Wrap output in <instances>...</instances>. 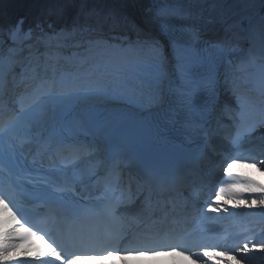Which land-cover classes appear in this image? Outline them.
Wrapping results in <instances>:
<instances>
[{
	"label": "bare ground",
	"instance_id": "obj_1",
	"mask_svg": "<svg viewBox=\"0 0 264 264\" xmlns=\"http://www.w3.org/2000/svg\"><path fill=\"white\" fill-rule=\"evenodd\" d=\"M126 1L128 2V0ZM134 1L137 2L136 4H138V7H137L138 13L144 14L145 17H147L148 19H153L148 13L150 9L149 0H134ZM209 1L200 0L201 4L199 6L202 7V14H203V18L201 19V22L203 23V28H204V29H201V31L203 34L209 35V37L211 38L214 37L216 40L208 44L206 47V56L208 60L205 59L204 55H201L198 58L201 61L200 63H199V60L196 59V62L198 64H201L205 68L200 71L201 79H204L206 77L205 80H201V84L203 83L204 84L199 86V89L205 91L201 95H205V93H209V94L212 93V89H208V86H210V84L208 83L218 81L225 77L228 78V80L230 81H234L235 83L241 81V78H234L230 76L229 74L230 72H224V71L218 72L217 69H218V66L220 65L222 56L224 54L225 46H227V40L229 42L231 40L235 41L234 37L235 36L237 37V34L238 35L241 34V30L239 29V23H238L239 19L243 18L249 12L254 10L256 0H209ZM188 4L189 6H191V3H188ZM53 5H59L60 7L61 6L65 7V10L64 8L60 9L58 6L54 7ZM75 5L81 7V3L78 1H76ZM51 8H53V11L56 14V17L54 19V22L56 24L68 23L73 18V14H71L69 17H66L69 20L61 18L63 14L68 16L71 13L70 10H67L71 8L67 0H53V1L31 0L30 3H28L27 0H0V21L3 19V21H1L2 23H0V33H2L5 30L2 24L5 25V28L6 26L7 28L9 27L14 28L17 25L18 20H20L21 17H26L27 18L26 24L30 25V24H33L34 18L40 17L43 13L48 12V10H50ZM119 12L122 15L126 14L123 11H119ZM102 13H105V12H102ZM142 14H139V17H141L142 22H145L144 28L150 29L152 26L151 22H147V20H145ZM117 17L119 21H121L120 19L121 16L117 15ZM103 19H107V15L106 16L104 15ZM163 23L164 25H166V30L170 31L171 33L177 34L178 32L177 26H179V23H175V21L173 20H167L166 22H163ZM227 23L234 25L229 30V31L235 30L233 31L234 32L233 38L231 36L226 35V30L228 29V27H226L225 25ZM90 25L93 26V23H90ZM243 33L244 35L245 34L247 35L248 32L246 33V31L244 30ZM4 42L5 41H0V44ZM212 45H218L219 47H212ZM97 48L98 47H92L91 50H94ZM66 59L67 60L64 61V66H63L64 70L62 71H66L68 70V68L69 69L73 68L71 58H66ZM68 61H70V63ZM18 62L19 61L17 59V61H15V64H18ZM209 62L213 65L214 68H216V70L214 69L213 71H210V72L207 71L210 67ZM27 64H28V61L25 64H23L22 68L18 71V73L19 72H29L30 69L26 68ZM133 64H136V63H131L129 66L125 68V74H121V71H120V75L113 74L111 77H109L108 84L103 85V87L118 91L120 94H123V98L125 99H131V98L135 99L136 98L138 100H141V99L146 100L144 97L147 94L148 90L150 89L154 81V77H153L154 75L146 70L144 63H141L139 64L138 68H131V72L135 74V77H139V79L134 78V76L131 75L129 72V68ZM107 70L109 69L107 68ZM130 75L132 77V81L133 79H136L137 83H131V84L128 83L127 79ZM250 81L255 84L264 85V83H262V77H259L258 79L256 78L250 79ZM129 85H132V87H129ZM162 91L163 90L159 88V93L157 94L155 93L156 97L159 94H161ZM79 97H83V96L76 95L73 97V99L76 100ZM54 100H60V99L58 96H56ZM146 101L149 102L148 100ZM151 102L153 103V101ZM188 103L192 104L194 107L199 106V104L196 102H188ZM154 106L155 105H153V107ZM208 106L209 105L206 103V107ZM242 167H243L242 169H244L245 171H250V173H253V175L258 176L259 178L264 180V167L263 166L261 167L242 166ZM184 188L187 190L189 189L190 191L191 185L185 186ZM250 191L256 192L257 194L263 193L262 189L249 190V192ZM183 195H186L185 190L183 191ZM223 196H225V200L227 202H230V201L232 202L233 200L234 202H239L236 195L231 194V192L230 193L226 192ZM233 196H235L236 198L235 199L232 198ZM261 200H264V198L259 199L257 201L261 203L260 202ZM179 203H182V202H179ZM255 203H256V199H253V198L247 199L246 205H245L247 208H245V206L243 208H245L246 210H252L253 209L252 205L254 206Z\"/></svg>",
	"mask_w": 264,
	"mask_h": 264
},
{
	"label": "snow or ice",
	"instance_id": "obj_2",
	"mask_svg": "<svg viewBox=\"0 0 264 264\" xmlns=\"http://www.w3.org/2000/svg\"><path fill=\"white\" fill-rule=\"evenodd\" d=\"M22 21L19 22L10 32V37L15 42L18 35H23L25 39L31 38L32 30L29 29L27 33H23L22 30ZM51 27V25H49ZM37 28H41L38 24ZM41 32L43 33V29L41 28ZM52 35H58V33H53ZM49 36L47 33H43L41 36L38 37L40 40H44ZM101 41H90V49L92 47H99ZM142 47H146L151 54L154 63L151 64V67L156 71L160 72L161 68L160 65L162 64V53L159 45L155 42H146L145 45ZM212 47H219L218 45H212ZM179 55V52H178ZM108 63H111L109 61ZM121 64H113V66L109 69L113 74L120 75L121 71ZM139 64H133L129 68V72L134 78L139 79V77H135V74L131 72V68H138ZM187 71V69H185ZM262 83H264V78H262ZM132 87V85H129ZM234 87H237L234 85ZM55 92L53 90H49L47 97L40 101V104H46L51 99L54 98ZM238 103V115L236 117V133L234 137L231 139L232 145L235 147H239L240 142L242 141L243 137L254 131L256 128L264 127V101H261L258 105H250L249 101L244 96L237 97ZM255 108V111H253ZM231 162H228V160ZM238 157H226L225 164H224V172L227 176L231 177L233 173V168L237 164ZM261 163H264L262 161ZM244 185L241 184H226L225 186H221L218 188V191H214L213 195L215 196V200L213 203L219 202L220 198L226 192H232L237 188L243 187ZM247 186L252 188H258L259 185L254 184L251 181L247 182ZM119 186H105L103 188V195L105 197L103 204L98 205L95 208H89L88 206L84 207H72V208H65L63 212L71 217H81L89 213H99L106 216H114L115 209L112 206L111 200L109 195L112 198L116 196V191L118 190ZM264 190V189H262ZM232 198H236L233 196ZM5 197L2 193H0V204L3 205L4 211H11L8 208V204L5 203ZM261 204H264V200L260 201ZM213 211H218V208L211 209ZM226 210V209H225ZM7 228V230H5ZM21 231L23 235H21ZM51 238V237H50ZM119 235L115 237L118 240ZM55 244V246H53ZM25 248V255L32 256L35 260L41 261L42 264H50L49 260H46V257H50L55 261H59L60 264H78V261L86 258H93L91 255H84L80 253H74L69 251V249L65 246V243L62 239L56 238L53 239L52 243H49L48 240L45 239V236L42 234H38L37 231H32L31 228H27L24 224L20 223L19 219H16L15 214H13V218L11 222H5L0 219V262L4 261L5 258L8 256L9 253H18V251L24 247ZM59 249V250H58ZM257 249V245L253 244L252 247H249V243H243V247H237V251L241 252L242 255L240 260H243L247 257V253ZM175 251V248L172 249ZM259 251L264 252V243H261L258 248ZM64 253V255H62ZM107 255H112L113 251L111 249L106 250ZM104 253H100L101 258ZM221 253H217L214 251H209L205 249L203 251V256L207 257L209 260H215ZM233 260H236V257H232ZM240 260L236 261V264H240Z\"/></svg>",
	"mask_w": 264,
	"mask_h": 264
},
{
	"label": "rangeland",
	"instance_id": "obj_3",
	"mask_svg": "<svg viewBox=\"0 0 264 264\" xmlns=\"http://www.w3.org/2000/svg\"><path fill=\"white\" fill-rule=\"evenodd\" d=\"M49 1H53V0H49ZM67 1L69 2V6L71 7L67 10H70L71 13L68 16L63 14L61 18L68 19L66 17H69L71 14H73V18L71 19V21H74V19L77 16H82V18H84V22H87V20L93 22L97 20L98 22H100L104 20L103 16L107 15L106 20H109V22H111V25L113 23L114 25L118 26V24L124 23L126 21L128 22L129 17H131L133 21L142 20L141 17H139V14L142 13H138L137 10L138 4H136L137 2H135L134 0H128V2L126 0H67ZM76 1L81 3L80 8H78V6L75 5ZM199 1L200 0H198V2ZM53 6L54 7L58 6L60 9L64 8L65 10V7L62 6L60 7L59 5H53ZM78 9L81 10L80 13ZM119 11H123L126 14L122 15ZM190 13L191 14L195 13L197 15L199 11L197 7H195L194 11L192 10ZM44 14H52V16H55L53 8L48 10V12L43 13V15ZM117 15L121 16L120 17L121 21H119ZM142 15L144 16L145 20H149L147 17H145L144 14ZM198 15L201 16L202 14L199 13ZM1 21H3V19ZM238 23H239V29H241V34H239L241 35V38L238 39L236 42H242L245 44L246 40L244 39L249 38L251 42L256 41L258 43L259 48L263 47L264 49V0H256L254 10L249 12L243 18H240ZM225 26L228 27V29L226 30V35H227L230 28L233 27L234 25L227 23ZM243 27L244 29H242ZM244 30L246 31V33L248 32L247 35L246 34L244 35L243 33ZM253 65L257 68H260L262 66L260 64V61L253 62ZM258 204L259 202H257V206ZM262 205L264 206V204Z\"/></svg>",
	"mask_w": 264,
	"mask_h": 264
},
{
	"label": "water",
	"instance_id": "obj_4",
	"mask_svg": "<svg viewBox=\"0 0 264 264\" xmlns=\"http://www.w3.org/2000/svg\"><path fill=\"white\" fill-rule=\"evenodd\" d=\"M209 1V0H208Z\"/></svg>",
	"mask_w": 264,
	"mask_h": 264
}]
</instances>
